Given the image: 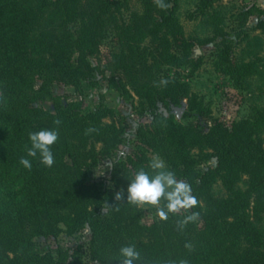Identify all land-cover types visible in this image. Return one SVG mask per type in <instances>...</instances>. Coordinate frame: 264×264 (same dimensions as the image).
<instances>
[{"label":"trees","instance_id":"obj_1","mask_svg":"<svg viewBox=\"0 0 264 264\" xmlns=\"http://www.w3.org/2000/svg\"><path fill=\"white\" fill-rule=\"evenodd\" d=\"M165 3L168 7L160 9L154 0H142L143 13L118 27L125 41L114 60L140 99L141 116L150 117L151 124L138 127L144 147L125 161L112 162V186L103 188L90 181V171L124 142L125 128L105 122L114 111L101 105L86 112L81 101H55L49 111L37 103L52 95L55 84L80 91L93 81L91 57L100 52L121 7L109 0H0V264H73L61 248L57 256L33 252V239L75 235L86 228L92 233L93 259L101 264H120L115 256L128 243L136 244L145 264H207L212 246L225 250L221 264H264V234L256 225L264 216V141L251 119L227 126L214 118L179 71L173 73L189 66L196 70L199 64L173 1ZM211 5L200 0L198 13ZM257 28L264 33V19ZM147 39L149 45L141 48ZM162 79L168 83L160 84ZM185 100L186 117L193 113L197 120L180 123L172 107ZM56 119L62 123L53 146L55 165L34 163L31 171L24 169L18 161L27 133L56 127ZM148 149L160 153L192 186L198 203L190 212L199 213L209 241L200 238L197 245L191 222L178 226L180 214L144 225L140 208L115 200L116 192L126 193L127 176L147 165ZM212 159L215 167L201 169ZM245 176L242 190L238 185ZM217 180L227 197L214 195Z\"/></svg>","mask_w":264,"mask_h":264},{"label":"rangeland","instance_id":"obj_2","mask_svg":"<svg viewBox=\"0 0 264 264\" xmlns=\"http://www.w3.org/2000/svg\"><path fill=\"white\" fill-rule=\"evenodd\" d=\"M109 1L117 3L121 11L115 14L118 20L116 24L113 22L109 25L100 52L91 57L95 68L93 81L86 83L80 91L63 84H55L52 95L37 103L49 111L53 109L55 101H81L86 112L94 111L101 105H106L114 111V116L105 119V122H115L125 128L124 142L112 157H101L98 165L90 171V181L99 183L103 188L112 186V162L125 161L144 147L137 136L138 127L151 124L150 117L141 116L140 99L128 75L114 60V54L121 51L125 41L118 27L128 24L132 14L143 13L142 0ZM172 1L184 38L195 44L193 58L199 64L196 70L189 66L173 70V73L179 71L192 92L211 109L214 118L227 126L243 119H251L264 141V33L257 28L258 21L264 19V0H210L212 5L203 14L197 11L200 0ZM148 42L149 39L144 40L141 48L148 46ZM187 107L186 100L181 106L172 107V114L177 122L197 120L193 113L191 117H186ZM160 111L166 116L170 113L163 106ZM199 121L206 130L205 120ZM96 147L101 151L102 144L96 143ZM153 155H159L169 168L160 153L148 149V157ZM215 166L216 162L212 159L202 164L201 169L207 170ZM247 181L248 177L245 176L238 187L245 190ZM213 192L217 198H225L228 195L220 180L215 182ZM203 206L205 207L204 203ZM140 209L144 225H151L160 220L153 208ZM190 213L189 211L188 214ZM180 215L184 217L186 214L181 212ZM191 224L194 226L197 245L200 244V238L205 242L209 241L202 222L196 220ZM256 225L264 234V216ZM33 240L35 253L52 252L57 256V250L61 248L66 253L68 262L101 264L92 256V233L89 228L75 235L63 232L57 238L41 236ZM243 247L244 244L237 246L235 250L241 251ZM210 249L207 264H221L225 250L215 246Z\"/></svg>","mask_w":264,"mask_h":264},{"label":"clouds","instance_id":"obj_3","mask_svg":"<svg viewBox=\"0 0 264 264\" xmlns=\"http://www.w3.org/2000/svg\"><path fill=\"white\" fill-rule=\"evenodd\" d=\"M157 7L166 9L168 5L165 0H154ZM167 80L162 79L160 84L166 85ZM56 127L40 128L30 130L27 133V144L24 148V155L19 157V165L31 171L34 163L45 168H53L56 163V156L53 146L60 139V119L54 122ZM95 129L89 128L87 132ZM87 134V133H86ZM129 181L126 193L124 190L115 194L116 201H124L129 206L136 208L151 207L155 210L160 220H168L169 216H177L185 213L183 219L178 222L182 229L186 224L198 219V212L189 211L193 209L198 201L193 195L192 186L184 179L178 178L177 174L169 169L165 161L159 155H153L146 166L137 168L127 176ZM116 210H119L117 207ZM185 247L191 249V244ZM120 264H145L141 251L135 243L121 245L115 256ZM182 264H187L183 261Z\"/></svg>","mask_w":264,"mask_h":264}]
</instances>
